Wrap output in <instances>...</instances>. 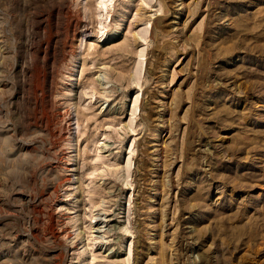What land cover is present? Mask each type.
Wrapping results in <instances>:
<instances>
[{
	"label": "rangeland",
	"instance_id": "374dc122",
	"mask_svg": "<svg viewBox=\"0 0 264 264\" xmlns=\"http://www.w3.org/2000/svg\"><path fill=\"white\" fill-rule=\"evenodd\" d=\"M101 1L0 0V264H264V0Z\"/></svg>",
	"mask_w": 264,
	"mask_h": 264
},
{
	"label": "bare ground",
	"instance_id": "6f19581e",
	"mask_svg": "<svg viewBox=\"0 0 264 264\" xmlns=\"http://www.w3.org/2000/svg\"><path fill=\"white\" fill-rule=\"evenodd\" d=\"M100 5H104L105 6V3H104V1L102 0L101 2H100ZM100 5H97V6H100ZM101 7V6H100ZM99 7V8H100ZM101 9V8H100ZM106 38V37H105Z\"/></svg>",
	"mask_w": 264,
	"mask_h": 264
}]
</instances>
